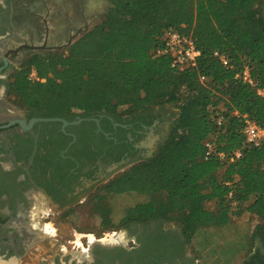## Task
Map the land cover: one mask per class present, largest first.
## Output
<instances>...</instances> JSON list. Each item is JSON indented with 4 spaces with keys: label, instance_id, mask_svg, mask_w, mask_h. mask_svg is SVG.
<instances>
[{
    "label": "trees",
    "instance_id": "trees-1",
    "mask_svg": "<svg viewBox=\"0 0 264 264\" xmlns=\"http://www.w3.org/2000/svg\"><path fill=\"white\" fill-rule=\"evenodd\" d=\"M106 1L111 7L103 21L65 51L31 56L11 76L9 95L51 117L105 109L121 118L175 107L166 141L151 158L111 179L94 197L93 213L114 228L108 195L140 193L146 200L130 207L125 221L163 217L191 243L200 230L248 212L257 221L243 264H264L254 247L258 240L264 245V143H247L244 121L233 114L264 125V95L258 93L264 90L263 0ZM171 29L192 35L201 52L196 66L177 70L171 56L156 55ZM215 50L228 55L230 67ZM246 65L256 86L237 77ZM33 70L38 78H31ZM206 142L214 145L208 157ZM237 150L241 156L231 160Z\"/></svg>",
    "mask_w": 264,
    "mask_h": 264
},
{
    "label": "flooded vegetation",
    "instance_id": "flooded-vegetation-1",
    "mask_svg": "<svg viewBox=\"0 0 264 264\" xmlns=\"http://www.w3.org/2000/svg\"><path fill=\"white\" fill-rule=\"evenodd\" d=\"M108 10L102 7L100 19L89 20L81 0H0V264L198 263L180 226L163 217L127 220L126 235L113 240L90 234L87 247L69 241L70 247H83L79 254L66 246L60 254L48 239L59 236L56 221L84 206L92 210L94 197L104 194L111 179L151 158L171 133V105L121 118L105 109L53 116L65 124L40 120L51 116L9 95L11 76L31 56L68 48ZM79 17L87 22L78 23ZM256 249L264 255L261 241Z\"/></svg>",
    "mask_w": 264,
    "mask_h": 264
},
{
    "label": "rangeland",
    "instance_id": "rangeland-1",
    "mask_svg": "<svg viewBox=\"0 0 264 264\" xmlns=\"http://www.w3.org/2000/svg\"><path fill=\"white\" fill-rule=\"evenodd\" d=\"M81 1H84L87 12L91 15L89 20L93 15L102 16V7L110 8L107 4L108 2L104 0ZM258 9L264 14V0ZM77 22L84 24L87 21L79 17ZM71 29L72 32L76 31V27L71 26ZM66 49L64 48L63 51ZM12 100L16 104L22 105L21 102L13 97ZM145 200V195L136 192L109 195L107 201L113 208L114 228H106L102 224L101 218L94 214L89 206H84L74 212H70L68 218L56 221L55 226L59 236H51L48 239L57 243L60 254L65 252L66 248L64 246L67 247L68 252L79 254L83 247H70L69 241L82 242L87 247L85 240L86 238L90 239V234L97 237L107 236L110 240L119 236L124 237L126 235L125 215L127 210ZM256 221L255 217L245 212L238 217H233L231 222L225 226L204 228L189 243V252L198 258L197 264H243L251 246L250 234ZM115 231L117 234L112 235ZM111 236H113V239ZM258 241L254 244L255 248ZM61 248H64V250L61 251Z\"/></svg>",
    "mask_w": 264,
    "mask_h": 264
},
{
    "label": "built area",
    "instance_id": "built-area-1",
    "mask_svg": "<svg viewBox=\"0 0 264 264\" xmlns=\"http://www.w3.org/2000/svg\"><path fill=\"white\" fill-rule=\"evenodd\" d=\"M156 55H169L172 58V67L177 70H184L189 67H194L197 65V59L201 54L200 50L197 48L195 40L192 35L183 33L179 30H168L164 35V42L156 49ZM214 56L217 57L224 66L230 67V59L227 54L220 52L219 50L214 51ZM32 77L38 78L35 71L32 72ZM244 83L251 86H256L257 83L251 74L250 67L248 65L237 74ZM204 79V76L201 77ZM258 93L264 95L263 89H258ZM236 116H241L244 121L243 133L246 138V142L253 144L255 146H260L264 143V125L258 121L250 118L247 114L240 115L239 111L235 110L233 112ZM223 117L219 118V123H221ZM207 147V157L213 152L214 145L211 142H206ZM219 156L224 159L227 158V154L224 152H219ZM241 156V151L237 150L232 156L231 160L239 158ZM264 168V164H263ZM230 184V182H227ZM232 196V193L229 194ZM236 203H233L235 205Z\"/></svg>",
    "mask_w": 264,
    "mask_h": 264
},
{
    "label": "water",
    "instance_id": "water-1",
    "mask_svg": "<svg viewBox=\"0 0 264 264\" xmlns=\"http://www.w3.org/2000/svg\"><path fill=\"white\" fill-rule=\"evenodd\" d=\"M107 4L111 7V4L109 2ZM40 120H45V121H58V120H60V121L64 122L65 124H68V122L65 119L60 118V117L42 118Z\"/></svg>",
    "mask_w": 264,
    "mask_h": 264
},
{
    "label": "bare ground",
    "instance_id": "bare-ground-1",
    "mask_svg": "<svg viewBox=\"0 0 264 264\" xmlns=\"http://www.w3.org/2000/svg\"><path fill=\"white\" fill-rule=\"evenodd\" d=\"M91 237H92L91 239L94 240V236L91 235Z\"/></svg>",
    "mask_w": 264,
    "mask_h": 264
}]
</instances>
